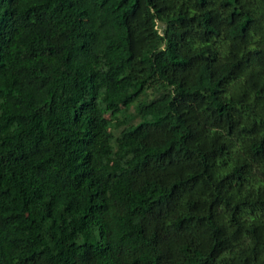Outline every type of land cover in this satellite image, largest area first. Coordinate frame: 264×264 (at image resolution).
<instances>
[{
    "label": "trees",
    "instance_id": "obj_1",
    "mask_svg": "<svg viewBox=\"0 0 264 264\" xmlns=\"http://www.w3.org/2000/svg\"><path fill=\"white\" fill-rule=\"evenodd\" d=\"M0 264H264V0H0Z\"/></svg>",
    "mask_w": 264,
    "mask_h": 264
}]
</instances>
